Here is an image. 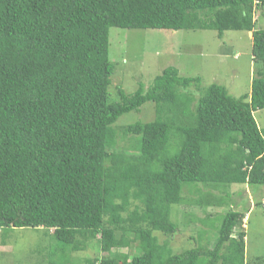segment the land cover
Segmentation results:
<instances>
[{
	"label": "trees",
	"instance_id": "1",
	"mask_svg": "<svg viewBox=\"0 0 264 264\" xmlns=\"http://www.w3.org/2000/svg\"><path fill=\"white\" fill-rule=\"evenodd\" d=\"M259 9L264 0H0L2 236L45 230L46 264H72L90 241L107 256L86 264H248L246 213L230 208L241 193L226 188L264 186V130L254 115L264 110ZM113 28L252 33L251 91L235 98L171 66L128 94L114 85ZM148 103L153 121L117 125ZM183 204L228 205L188 223L213 224L212 248L208 240L174 253L160 241L179 231L172 214ZM119 249L135 251L118 258Z\"/></svg>",
	"mask_w": 264,
	"mask_h": 264
},
{
	"label": "rangeland",
	"instance_id": "2",
	"mask_svg": "<svg viewBox=\"0 0 264 264\" xmlns=\"http://www.w3.org/2000/svg\"><path fill=\"white\" fill-rule=\"evenodd\" d=\"M257 29L264 30V10L256 12ZM252 34L243 31H227L223 38L212 30H111L110 60L115 66L114 85L122 82L128 94H133L139 83L146 87L152 85L155 77L162 74L168 67H176L181 75L200 77L203 88L212 84L224 86L235 98L251 91L254 62L252 60ZM123 72V77H121ZM112 98L116 93L111 89ZM257 125L264 130V110L254 113ZM155 111L152 103L146 104L140 113L131 112L122 116L117 125L134 124L136 122H151ZM223 186V185H222ZM188 187V186H185ZM229 194L241 193L235 196L230 208L245 212L244 229L246 231V260L249 264L258 257H264V186L255 188L248 185L233 184L227 187ZM228 192H225L226 194ZM186 197L190 194L186 193ZM231 196V195H230ZM260 202V205L256 203ZM240 204V208L237 206ZM172 219L180 221L179 231L172 238L160 235L161 242L166 240L174 247V253H181L187 249L198 248L200 244L217 239V231L211 223L199 225L188 224L190 218H206L229 211L228 205L222 208H208L203 211L198 206L183 204L174 206ZM238 209V210H237ZM186 213V214H185ZM192 213V214H189ZM180 218L178 219L177 217ZM177 216V217H176ZM185 216V217H184ZM184 217V220H183ZM199 224V223H198ZM219 222H217L218 226ZM193 230L197 232L192 233ZM208 231V232H207ZM5 238L0 233V264H46V254L50 243V236L45 230L13 229L5 232ZM192 240L189 237L193 236ZM199 235L204 239L198 241ZM197 236V237H196ZM208 237L210 239H208ZM234 237H237L234 235ZM209 240V241H208ZM5 242V245L1 243ZM41 250V253H37ZM135 250H114L113 255L122 258L126 254L133 255ZM97 241H90L84 252L71 253L72 264H86L88 258L105 257ZM61 258V253L59 254ZM42 264V263H41Z\"/></svg>",
	"mask_w": 264,
	"mask_h": 264
},
{
	"label": "water",
	"instance_id": "3",
	"mask_svg": "<svg viewBox=\"0 0 264 264\" xmlns=\"http://www.w3.org/2000/svg\"><path fill=\"white\" fill-rule=\"evenodd\" d=\"M250 34H252V33H250Z\"/></svg>",
	"mask_w": 264,
	"mask_h": 264
}]
</instances>
